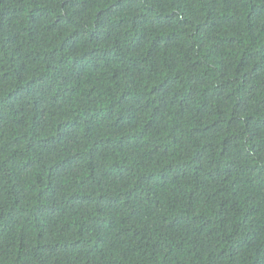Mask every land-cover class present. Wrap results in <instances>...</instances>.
I'll use <instances>...</instances> for the list:
<instances>
[{
	"label": "trees",
	"instance_id": "trees-1",
	"mask_svg": "<svg viewBox=\"0 0 264 264\" xmlns=\"http://www.w3.org/2000/svg\"><path fill=\"white\" fill-rule=\"evenodd\" d=\"M0 264H264V0H0Z\"/></svg>",
	"mask_w": 264,
	"mask_h": 264
}]
</instances>
